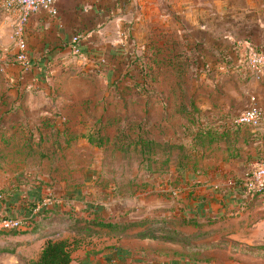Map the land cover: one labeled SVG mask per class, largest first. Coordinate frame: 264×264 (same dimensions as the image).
I'll return each mask as SVG.
<instances>
[{"label":"crops","instance_id":"crops-1","mask_svg":"<svg viewBox=\"0 0 264 264\" xmlns=\"http://www.w3.org/2000/svg\"><path fill=\"white\" fill-rule=\"evenodd\" d=\"M7 1L0 0L2 84L13 74V69L17 74L20 69L12 60L17 49L14 36L17 12L6 5ZM56 8L55 14L38 9L24 25L29 66L35 74L34 82L26 88V95L18 99L10 88L11 97H0V217L27 219L21 228H0V231L18 230L15 234L0 233L14 242L10 251L0 252V264H23L37 258L47 238H79L80 245L72 252L68 264H264V228H241L246 225L236 223L253 213L255 198L247 196L234 182L258 162L260 156L264 157V126L258 133L240 127L237 134H230L236 140L216 138L206 142L200 148L207 151L202 173L204 184H193L199 181L196 178L198 170L193 164L185 165L187 177L184 180H174V185L179 186L173 192L180 193L183 198L172 200V218L224 214L218 221L224 225L221 228H200L214 222L180 224L181 218L171 223L172 228L193 235L184 241L165 238L159 232L140 235V231L148 229L149 223L127 227L98 223L101 220L123 224L161 217L164 213L158 206L163 199L158 194L162 191L158 186L161 180L154 178L150 183L155 185L150 189L155 195L153 206L145 204L142 211L134 210L138 206H132L127 195L122 198L120 214H105L112 196L106 191L116 187L114 181L129 185V178L100 182L109 180L93 178L91 174L84 179L85 184L76 189L64 187L69 179L51 178L46 172L45 156H42V143L46 142V133L49 139L56 119L49 114L54 101L49 91L60 90L63 64H70L71 70L75 58H94L98 65H102L101 60L109 78L117 51L121 50L122 58L130 54L128 41L135 33L144 42L143 53L149 50L147 41L150 40L158 42L157 46L167 40L171 45L176 44L179 14L185 13L188 26L202 25L207 27L202 29H209L202 39L206 43L204 55L208 64L219 71L227 64L234 65L241 77L242 69L250 68L247 59L246 66L242 59L249 58L257 48L264 49V0H57ZM195 10H204L205 17L200 18ZM129 27L132 28L130 33ZM191 37L193 34H187L186 38L191 40ZM68 72L62 71L66 75ZM65 98L60 94L55 100L60 103L66 101ZM67 104L68 101L62 105L66 107ZM203 105L204 119L220 129L229 126L230 116H225L224 108L215 100L208 99ZM81 133L71 136H81ZM35 151L42 159L33 164L28 155ZM106 186L108 189L104 188ZM244 200L246 204L241 207ZM184 203L187 208L179 214L178 205ZM83 207L93 209L96 215L91 216V220L74 218L82 213L89 219ZM259 221L262 223V219ZM232 223L234 225L227 226ZM209 237H214L212 242H208Z\"/></svg>","mask_w":264,"mask_h":264},{"label":"rangeland","instance_id":"rangeland-1","mask_svg":"<svg viewBox=\"0 0 264 264\" xmlns=\"http://www.w3.org/2000/svg\"><path fill=\"white\" fill-rule=\"evenodd\" d=\"M194 12L200 18L205 17L204 10H195ZM179 22V39L176 44L173 42L171 45V42L167 40L157 46L158 42L152 43L150 40L147 41L149 50L147 53H143L142 43L144 42L139 39V34L135 33L131 41H128L131 53L122 58L121 50L117 51L118 54L113 69H111L113 74L109 75V78L104 72L103 61H100L102 65H98L94 58L78 57L73 59L75 61H72L71 70L68 67L70 64L62 65L61 75L64 77L59 82L60 90L55 89V93L49 91L50 94L52 93L49 97L54 99L51 102L49 114L51 117H56L49 139H47L49 135L46 133V142L42 143V156H45L46 172L49 176L62 178L66 181L69 179L64 187H75V189L81 184L84 185V179L90 178L91 174H94L93 178L109 180L100 182H113V179L129 178V185L122 181L119 183L114 181L116 187L110 192L106 191L112 196L109 198L111 204L107 208L108 211L104 212L105 214L108 212L120 214L123 210L120 207L122 198L127 195L130 196L131 205L139 207L133 208L134 210L142 211L146 205L153 206L155 195L150 189L155 185H150V183L152 179L157 178L158 181L161 180L158 186L162 190L158 191V194L163 196L158 206L164 211L162 216L157 218L177 221L182 217L179 215L172 218L174 216L170 208L172 200L179 199L180 201L183 198L180 193L173 192L179 186L174 185V180H184L187 177L185 165L193 164L198 170L196 178L199 179L193 184L196 182H201L200 185L204 184L202 183L204 180L203 165L207 162L205 149L199 150L195 158L194 155L190 158L186 157L187 152L190 151L187 146L189 144L188 134L193 128V124L189 120L188 113L181 108L179 110V107L189 95L193 94L195 102L202 110L206 100H215L216 104L224 108L225 116L229 115L230 117L248 104L251 95H255L261 109L262 123L259 129L261 130L264 126V64H262L259 73H254L250 68L242 69L243 77L239 76L238 68H235L234 65L230 67L227 64L226 68L219 71L216 67H211L208 64L204 55L206 43L202 39L206 38L205 33H208L209 29H202L207 28L202 25L188 26L185 13L179 14ZM131 29L129 27L127 31L130 33ZM187 34H193L191 40H187ZM164 37L165 35H163ZM154 47L157 48V51ZM246 59L248 61V57L242 59L244 65L247 63ZM12 60L17 64L16 67L21 68L19 61ZM223 60L227 61V58L223 56ZM62 71L69 72L66 75ZM12 72L13 74L8 75L3 84L0 83V97L5 99L11 97L10 88H13V94L16 92L14 88L16 87L17 71L13 69ZM74 74H76L75 78H71ZM192 84L194 85L193 90H191ZM60 94L66 97V101L56 102L55 99ZM67 101L66 107L62 105ZM93 127H101V130L110 139L115 138L118 134L129 135L133 139L142 135L159 141L186 145L170 151L154 148L151 152L143 154L136 146L125 152L114 148L109 142L97 146L89 144L85 137L72 138L71 136L79 134V132L83 133ZM65 129L68 131L66 132ZM48 131H51L50 128ZM66 136H68V140ZM21 153L23 154V152ZM40 157L37 151L28 155L29 161H34L33 164L42 159ZM182 160L185 163L180 165ZM259 162L264 163V160ZM256 165V162L253 163L251 170ZM104 188L108 189V186ZM251 191L250 196L257 195L253 213L237 220L236 223L246 225L241 228H264V218H261L264 212V192ZM145 199H147L146 203H142ZM178 206L179 214L187 208L185 203ZM83 208L81 209L84 212L87 211L86 215L89 216V219L84 217L85 214L78 212L76 213L80 214L79 217L75 215L74 218L91 220L93 218L91 216L96 215L93 209ZM198 219L207 222L215 220L211 225L200 228H221L224 226L220 225L222 223L218 221L221 219H218L215 214ZM259 219H262V223ZM24 220L27 219L22 218L20 225L12 228H21L25 224ZM169 223L159 224L170 226ZM153 225L158 224L154 223ZM230 225H234V223L227 226ZM213 239L214 237H209L207 240L212 242ZM3 244L9 246L14 242L0 235V246H4Z\"/></svg>","mask_w":264,"mask_h":264},{"label":"trees","instance_id":"trees-1","mask_svg":"<svg viewBox=\"0 0 264 264\" xmlns=\"http://www.w3.org/2000/svg\"><path fill=\"white\" fill-rule=\"evenodd\" d=\"M256 51L264 54V49L257 48ZM14 59L17 61L16 53H15ZM105 69H106V66H104V70ZM33 71L34 69L32 68V66L31 68L29 66L27 69H24L22 67L19 69V72L16 78V85H15L16 86V97L18 99H21L24 96L25 90L28 87V85H31V83L34 82L32 80V77L35 76ZM180 108L183 109L184 112L188 113L189 120L193 124V128L190 130V133L188 134V137H190L191 141H189L188 142L189 144L187 145L190 151L187 152L186 157H189V158L192 155H194V158H195L198 151L199 150L202 151V149L200 148H202L206 142H211L216 138L224 139L226 141H232L234 139L236 140V138L231 136L230 134L232 132H235L234 134H237L238 129L240 127L242 128L245 127L249 130L251 129L253 130V132H256V133L260 131L259 127L255 128L247 123L235 122L234 118L238 113H236L235 115L229 118L230 119L229 126H225L223 127V129L216 127L214 124H211L207 119L203 118V115L201 113V108L196 104L193 94L189 95L188 98L185 99L184 102H181L179 110ZM80 135L85 137L87 141L93 145L102 146L103 144H106L107 142H109L110 144L113 145L114 148L121 150V151H125V152H127L131 147L136 146L139 148V150L143 154H147L151 152L154 148L170 151L175 148H182L183 145H186V144H180V143H175V142L159 141L157 139L145 137L142 135L136 137V139H133L129 135L122 134L121 136V134H118V135L116 134L117 136L115 135L116 136L115 138L110 139L109 136L101 130V127L89 128L88 130L81 133ZM77 136L78 135L72 136V138H75ZM66 138L68 140V136H66ZM258 160L262 161L264 160V157L260 156ZM183 161L184 160H182V163H180V165L185 163V161L184 162ZM251 167L252 166L248 167V170L244 172L242 177L234 179V182L235 184H237V186H239V189H243L248 194V196L251 195L250 193L252 192L251 191L252 189L244 185H246L245 184L246 177L249 175L251 171ZM237 186L235 185V187ZM256 196L257 195L254 196L252 194V196L250 197L254 199ZM244 202L245 200L240 203L241 207L245 206L246 202L245 203ZM216 216H218V219H222L224 217V214H218ZM2 217H10V216L3 215ZM213 221L215 220H209L207 222V221L199 220L196 216H184V217H181L179 223L200 225L201 223H211ZM150 222H154L158 225H153L154 223L151 224ZM175 222H176L175 220H168L166 218L152 217L149 219L143 218L140 220L139 219L133 220V221L125 222L123 224L122 223L119 224L118 222L101 221V220L98 223L100 225H107L111 227H117L118 225H121L124 227L138 226V225L142 226L146 223H149L148 229L140 231L139 232L140 235L159 232V233H162L163 237L168 238V239H177V240L184 241V240L193 238L192 234L182 232L176 228H171V226H164V225L159 224V223H166V224L172 223L173 224ZM17 232L18 230H15V229H10L7 231H0V233H6V234H15ZM3 245L4 246H0V252L11 250L9 248L10 245L9 246L5 244ZM79 245H80L79 238H74L72 240L47 238L42 245V249H41L39 256L35 259L26 261L23 264H68L71 260L72 252L76 248H78Z\"/></svg>","mask_w":264,"mask_h":264},{"label":"built area","instance_id":"built-area-1","mask_svg":"<svg viewBox=\"0 0 264 264\" xmlns=\"http://www.w3.org/2000/svg\"><path fill=\"white\" fill-rule=\"evenodd\" d=\"M57 0H8L6 5L14 8L17 12V22L14 28V36L16 38V59L19 61L20 67L27 69L29 67L28 49L26 41L23 37L24 25L32 13L38 9H44L50 14L57 12ZM76 39V36L74 37ZM250 69L254 73H259L264 64V54L252 51L248 58ZM260 105L258 98L251 95L248 104L241 109L235 116L234 121L238 123H247L258 128L261 126L262 120L260 116ZM257 165L250 171L246 177L245 184L248 188L259 193L264 192V163L256 162ZM20 220L13 217H0V228H12L20 225Z\"/></svg>","mask_w":264,"mask_h":264}]
</instances>
